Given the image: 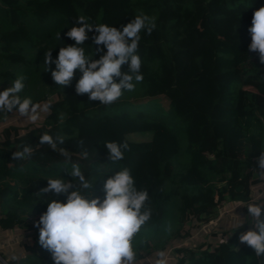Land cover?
<instances>
[{"label": "trees", "instance_id": "obj_1", "mask_svg": "<svg viewBox=\"0 0 264 264\" xmlns=\"http://www.w3.org/2000/svg\"><path fill=\"white\" fill-rule=\"evenodd\" d=\"M262 5L264 0H0V89L23 76L21 95L49 105L35 122L0 127V230H28L26 241L15 236L19 247L27 245L18 264H53L33 223L47 207L38 191L48 177L71 180L72 163L92 182L94 195L102 197L104 181L122 167L130 169L138 189L148 191L151 217L133 237L135 259L171 248V264H264V256L239 240L248 222L212 243L188 241L228 203L251 201L255 183L264 178L258 165L264 150V64L248 49V28ZM141 13L155 23L151 33L140 32L143 79L109 105L76 94L79 71L70 84L58 86L51 76L55 65L45 71L33 42L13 37L35 36L56 58L63 43H74L64 33L78 16L122 30ZM92 34L86 52L102 47L91 46ZM45 131L64 143L55 149L39 144ZM157 131L174 135L177 147L164 162L161 183L147 187L139 173L153 143L133 135ZM107 141L128 144L121 160L108 161ZM22 142L32 144L31 155L12 159ZM84 191L91 194L92 188Z\"/></svg>", "mask_w": 264, "mask_h": 264}, {"label": "clouds", "instance_id": "obj_2", "mask_svg": "<svg viewBox=\"0 0 264 264\" xmlns=\"http://www.w3.org/2000/svg\"><path fill=\"white\" fill-rule=\"evenodd\" d=\"M153 28V19L144 13L135 15L122 30L107 23L92 24L84 16H78L76 23L64 33L74 43H63L56 58L51 55L52 48L44 51V70L54 64L51 76L62 88L70 84L75 72L79 71L74 85L76 94L87 93L89 100L109 105L124 91L133 90L134 81L143 79L137 51L140 32L143 29L151 33ZM248 31L251 35L249 52H257L259 62L264 64V5L254 11ZM90 32L93 33L91 46H102L94 47V52H86L84 47ZM57 35L60 39L61 31ZM101 51L103 54L94 58ZM125 63L128 65L126 71L122 70ZM24 79L19 76L10 87L0 89V114L19 113L35 122L49 105L21 95ZM38 139L39 144H47L52 149L64 143L62 136H53L47 131ZM104 144L108 161L112 162L121 160L128 148L126 142L107 141ZM31 153L32 144L22 142L11 155L12 159L22 160ZM65 157L68 158L66 153ZM258 165L264 169V150L260 151ZM68 172L71 180L63 175L48 177L46 187L38 191L43 197L40 201L47 203L46 210L33 222L38 229V243L51 253L53 264H133L136 257L133 237L151 217V209L146 207L148 191L137 188L127 167L108 176L102 197L94 195V185L78 164L72 163ZM90 187L92 193L87 194L84 190ZM61 195L64 200L59 198ZM246 208L251 227L240 231L239 240L250 246L257 257L264 256V204L249 202ZM160 255L163 257V253ZM156 264H166V260L158 259Z\"/></svg>", "mask_w": 264, "mask_h": 264}, {"label": "rangeland", "instance_id": "obj_3", "mask_svg": "<svg viewBox=\"0 0 264 264\" xmlns=\"http://www.w3.org/2000/svg\"><path fill=\"white\" fill-rule=\"evenodd\" d=\"M14 39H20L22 37H25L26 39H29L33 42V45L37 48L41 58L44 56V51H46V46L44 42L36 38L35 36H32L28 33L21 32L19 34L13 35ZM27 117H21L19 113H12L4 114L0 118V127L4 125H8L10 123L14 122H20V123H26L28 121ZM133 138L136 139H147L151 140L153 143L152 151L148 155L146 163L144 168L140 171L139 176L142 178L143 183L147 187H155L158 186L161 183V172L163 170L164 162L169 159L173 153L176 150L177 147V139L174 135L168 132L163 131H157V132H143V133H137L133 135ZM245 206H238L235 203H228L226 207L224 208L223 212V218L218 223L215 222L214 224H205L200 229H197L193 232V234L188 238L189 243L191 244H198L201 242H207L212 243L219 239V236H221L223 231L227 226L231 225L232 228L228 229L231 230L235 227H238L243 220H246L247 217L241 213L240 210H244ZM229 218L230 221H229ZM229 221V224L224 222L225 220ZM28 230L25 228H17L14 230H0V235L3 233H14L15 236H17V239L20 238L25 239V235H27ZM21 235H23L21 237ZM3 236H0L2 238ZM192 237V238H191ZM11 242V241H9ZM17 241L14 240L13 243H16ZM24 244V243H23ZM190 244V245H191ZM27 246V245H26ZM13 249L15 251H18V249H21L17 244L13 246ZM4 256V255H3ZM158 260L155 257L151 258L147 264H156ZM18 264V262L16 263Z\"/></svg>", "mask_w": 264, "mask_h": 264}, {"label": "crops", "instance_id": "obj_4", "mask_svg": "<svg viewBox=\"0 0 264 264\" xmlns=\"http://www.w3.org/2000/svg\"><path fill=\"white\" fill-rule=\"evenodd\" d=\"M249 202H256V203H261L264 204V178L261 181H257L254 185V195H253V199ZM243 203V204H237L238 206L242 205L245 206L249 203ZM241 213L243 212V214L245 215V217H247V208H245L244 210H240ZM223 214L224 212L222 211V213L220 214L219 218L217 220H215L212 223L209 224H214L215 222H220L223 218ZM231 218H229L230 221ZM250 218H246V220H243V222H241V224L247 222V220ZM229 221L226 219L224 222L229 224ZM203 228V227H202ZM232 228L231 225L227 226L224 230H228ZM2 238H0V264H11V261H16L19 262L20 260H24L25 259V253L27 251V246L26 243L21 244V249H18V251H15L13 249V246L18 244L19 242L13 243L15 240V235L14 233H3ZM23 235H21L22 237ZM17 237V236H16ZM25 239L20 238V240H25L28 239L27 235H25ZM192 238V237H191ZM220 239V236H219ZM11 241V242H9ZM17 241H19V238L17 239ZM189 241V240H188ZM197 244V243H196ZM193 245V244H191ZM195 245V244H194ZM4 255V256H3ZM137 258L134 260L133 264H147L149 262V260L151 258H156V259H165L166 260V264H171L173 263L174 260V255L172 252V249L170 248L169 250L163 252V257H161V255L159 254L158 251L152 252L149 255H142V254H137ZM157 261V260H155Z\"/></svg>", "mask_w": 264, "mask_h": 264}]
</instances>
